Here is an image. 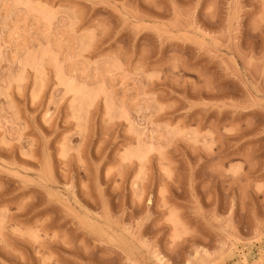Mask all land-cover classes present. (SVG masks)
Wrapping results in <instances>:
<instances>
[{"label":"rangeland","instance_id":"obj_1","mask_svg":"<svg viewBox=\"0 0 264 264\" xmlns=\"http://www.w3.org/2000/svg\"><path fill=\"white\" fill-rule=\"evenodd\" d=\"M0 264H264V0H0Z\"/></svg>","mask_w":264,"mask_h":264}]
</instances>
